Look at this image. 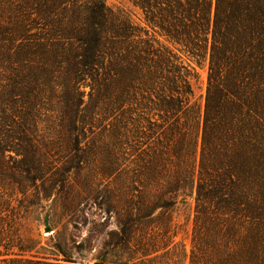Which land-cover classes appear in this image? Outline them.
<instances>
[{
    "label": "trees",
    "instance_id": "1",
    "mask_svg": "<svg viewBox=\"0 0 264 264\" xmlns=\"http://www.w3.org/2000/svg\"><path fill=\"white\" fill-rule=\"evenodd\" d=\"M127 1L143 25L104 0H0V256L30 251L11 229L5 188L21 185L23 172H38L40 82L66 67V79L88 81L92 112L112 117L113 142L123 128L121 147H131L143 111L164 121L157 126L166 123L165 144L146 169L156 187L151 206L142 198L133 213L127 200L120 232L95 264H264V0ZM179 53L197 63L207 57L202 111L191 101L195 70ZM29 67L39 73L31 81L23 74ZM80 100L67 102V112L77 114ZM185 125L192 159L183 173L168 174L178 166L168 140ZM194 173L186 248L163 216L177 195H188ZM152 206L161 209L153 217ZM116 249L124 255L111 258Z\"/></svg>",
    "mask_w": 264,
    "mask_h": 264
},
{
    "label": "rangeland",
    "instance_id": "2",
    "mask_svg": "<svg viewBox=\"0 0 264 264\" xmlns=\"http://www.w3.org/2000/svg\"><path fill=\"white\" fill-rule=\"evenodd\" d=\"M104 2L113 12L128 11L134 22L143 25L140 10L129 1ZM179 54L183 63L195 70L196 76L190 78L193 88L191 101L196 102L202 111L207 57L197 63L186 54ZM64 70L66 67L59 68L51 81L43 78L40 82L44 104L38 112L36 133L39 135V153L43 157L38 172H23L21 185L11 182L5 186L6 193L11 197V210L7 213L11 229L16 231L24 246L30 247V251L20 256L1 254L0 264H95L110 236L119 234L120 216L126 209L127 200H131L132 211L136 213L142 198L150 207L156 193L146 169L154 161L156 148H160L162 142L165 144L161 131L166 123L157 126L164 121L143 111L135 117L138 126L131 147H121L123 128L120 137H115L113 142L112 117L92 112L88 101V81L66 79ZM23 74L30 81L33 76L39 75L31 67ZM77 98L81 99L79 111L77 114L68 113L66 103ZM182 130L180 134H185V137L175 133L172 140H168V156L174 164H178H171L168 174L175 170L183 173L186 161L192 159L187 152L191 146L189 128L185 125ZM127 133L130 135L131 132ZM123 146L127 148L126 153L121 149ZM173 148L181 151L176 159L171 154ZM198 157L199 137L195 151L196 165ZM193 177V183L190 182L192 188L189 189V184L186 186L188 195H177L176 202L163 216L164 220H168L169 216L176 231L174 242L181 241L186 248H189L194 216L196 173ZM150 209L152 217L161 211L153 206ZM46 228L49 230L46 231ZM117 245L122 246L119 242ZM13 250L17 251L16 248ZM0 251L3 252L4 248L0 247ZM114 254L116 256L111 258L124 255V252L116 249ZM10 257H21V261H1Z\"/></svg>",
    "mask_w": 264,
    "mask_h": 264
},
{
    "label": "water",
    "instance_id": "3",
    "mask_svg": "<svg viewBox=\"0 0 264 264\" xmlns=\"http://www.w3.org/2000/svg\"><path fill=\"white\" fill-rule=\"evenodd\" d=\"M49 229L48 228H46V231H48Z\"/></svg>",
    "mask_w": 264,
    "mask_h": 264
}]
</instances>
